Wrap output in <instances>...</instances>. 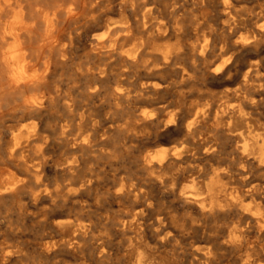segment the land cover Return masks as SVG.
<instances>
[{
    "label": "bare ground",
    "instance_id": "bare-ground-1",
    "mask_svg": "<svg viewBox=\"0 0 264 264\" xmlns=\"http://www.w3.org/2000/svg\"><path fill=\"white\" fill-rule=\"evenodd\" d=\"M0 264H264V0H0Z\"/></svg>",
    "mask_w": 264,
    "mask_h": 264
},
{
    "label": "rangeland",
    "instance_id": "rangeland-1",
    "mask_svg": "<svg viewBox=\"0 0 264 264\" xmlns=\"http://www.w3.org/2000/svg\"><path fill=\"white\" fill-rule=\"evenodd\" d=\"M257 12L259 11V10H256ZM255 11V12H256ZM202 89L203 88H205L206 87V89L204 90H202L201 88H200V90L202 91V92H207V93H212V94H214V95H216L217 97H221L222 95H223V92H224V90H225V88H223L222 86H210V85H203V86H200ZM224 89V90H223ZM199 90V91H200ZM210 91V92H209ZM138 111H140L141 110V108H139V109H137ZM127 145L129 146V147H131L132 146V148L135 150V151H138L139 153H140V151H141V153H143V154H145V153H148V152H150V151H153V150H155L156 149V147L154 146H149L148 144H138V143H136V142H129V143H127ZM159 146V147H158ZM157 146V149L158 148H162L163 146H168L167 144H161V145H158ZM151 148V149H150ZM148 150H150V151H148Z\"/></svg>",
    "mask_w": 264,
    "mask_h": 264
}]
</instances>
